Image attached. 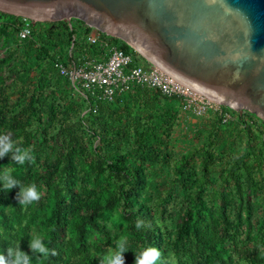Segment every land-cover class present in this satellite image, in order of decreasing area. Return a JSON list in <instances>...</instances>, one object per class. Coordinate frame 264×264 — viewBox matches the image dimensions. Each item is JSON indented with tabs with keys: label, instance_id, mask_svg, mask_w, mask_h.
Wrapping results in <instances>:
<instances>
[{
	"label": "trees",
	"instance_id": "obj_1",
	"mask_svg": "<svg viewBox=\"0 0 264 264\" xmlns=\"http://www.w3.org/2000/svg\"><path fill=\"white\" fill-rule=\"evenodd\" d=\"M23 17L0 10V132L30 148L34 163L0 159L22 184L35 182L41 199L19 205V188L0 183V252L40 234L55 255L34 264H99L125 238L147 245L159 264H264V120L225 107L186 123L178 97L139 85L112 100L84 97L57 64L103 59L106 49L131 46L72 17L36 21L17 35ZM180 126L193 144L180 153ZM175 138H178L177 136ZM143 228L137 230V221ZM135 264V253L125 254Z\"/></svg>",
	"mask_w": 264,
	"mask_h": 264
},
{
	"label": "water",
	"instance_id": "obj_2",
	"mask_svg": "<svg viewBox=\"0 0 264 264\" xmlns=\"http://www.w3.org/2000/svg\"><path fill=\"white\" fill-rule=\"evenodd\" d=\"M0 10L81 19L218 102L264 119V0H0Z\"/></svg>",
	"mask_w": 264,
	"mask_h": 264
},
{
	"label": "built area",
	"instance_id": "obj_3",
	"mask_svg": "<svg viewBox=\"0 0 264 264\" xmlns=\"http://www.w3.org/2000/svg\"><path fill=\"white\" fill-rule=\"evenodd\" d=\"M35 22V19L23 17L18 37H29ZM103 33L93 27L88 40L96 42ZM131 48L126 51L111 45L106 49L103 59L84 58L80 65L58 63L57 68L61 75L69 79L73 89L84 97L90 95L99 100H112L133 85H139L156 89L168 97H178L182 110L188 115L202 117L214 110L219 112L223 122L232 119L231 112L224 109L231 106L211 98L197 86L180 79L159 64L146 59L134 47Z\"/></svg>",
	"mask_w": 264,
	"mask_h": 264
},
{
	"label": "clouds",
	"instance_id": "obj_4",
	"mask_svg": "<svg viewBox=\"0 0 264 264\" xmlns=\"http://www.w3.org/2000/svg\"><path fill=\"white\" fill-rule=\"evenodd\" d=\"M11 154L12 160L17 165H25L26 163H34L35 156L30 148H24L14 142L11 136L5 132H0V159ZM9 166L4 167L0 173V183L3 184L5 191L13 188H19L17 199L19 205L28 206L41 199V192L39 191L35 182L30 184H22L19 180L14 178L7 170ZM135 227L137 230L143 228V221L138 220ZM29 248L31 255L22 251L20 246L15 248L9 247L4 252H0V264H34V257L48 258L50 255H55V251L48 246L44 237L36 233L29 237ZM132 250L135 253V264H159L161 260V251L151 245H147L140 249H131L125 238L121 237L115 241V249H110L103 255L99 264H125V253Z\"/></svg>",
	"mask_w": 264,
	"mask_h": 264
},
{
	"label": "rangeland",
	"instance_id": "obj_5",
	"mask_svg": "<svg viewBox=\"0 0 264 264\" xmlns=\"http://www.w3.org/2000/svg\"><path fill=\"white\" fill-rule=\"evenodd\" d=\"M9 45H10V43L0 47V56L5 55L7 53V47ZM198 122L199 121H198V118L196 116L187 114L186 123L188 126H190L192 124H196ZM176 136L178 138H175ZM173 142L175 144V149L178 152L177 155H179L180 153L185 151L188 147H190L193 144V140L191 139L190 134H187L186 129L184 131L182 126H180L179 131L176 132L175 135L173 136ZM110 249L111 248H108V251Z\"/></svg>",
	"mask_w": 264,
	"mask_h": 264
},
{
	"label": "bare ground",
	"instance_id": "obj_6",
	"mask_svg": "<svg viewBox=\"0 0 264 264\" xmlns=\"http://www.w3.org/2000/svg\"><path fill=\"white\" fill-rule=\"evenodd\" d=\"M160 66H161V65H160ZM162 67H163V66H162ZM163 68L166 69L165 67H163ZM166 70H167V69H166ZM197 88H199V87H197ZM199 90L202 91V92H205V91H204L203 89H201V88H199ZM205 93H206V92H205ZM206 94L209 95L211 98H213L212 95H210V94H208V93H206ZM213 99H214V98H213ZM215 100H216V99H215Z\"/></svg>",
	"mask_w": 264,
	"mask_h": 264
}]
</instances>
